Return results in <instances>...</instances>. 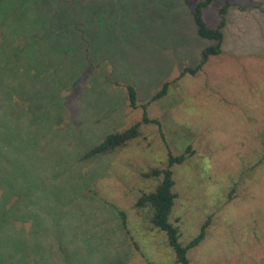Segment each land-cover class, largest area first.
Returning <instances> with one entry per match:
<instances>
[{
    "label": "rangeland",
    "instance_id": "obj_1",
    "mask_svg": "<svg viewBox=\"0 0 264 264\" xmlns=\"http://www.w3.org/2000/svg\"><path fill=\"white\" fill-rule=\"evenodd\" d=\"M198 1L0 0V264H178L135 204L189 144L170 221L187 243L210 220L191 263L264 264V0H234L223 53L181 76L208 44ZM144 105L160 125L82 159Z\"/></svg>",
    "mask_w": 264,
    "mask_h": 264
},
{
    "label": "trees",
    "instance_id": "obj_2",
    "mask_svg": "<svg viewBox=\"0 0 264 264\" xmlns=\"http://www.w3.org/2000/svg\"><path fill=\"white\" fill-rule=\"evenodd\" d=\"M234 0H224L220 2L218 7L219 21L212 25L207 19V10L214 6L215 0H199L192 10L194 23L196 25L197 34L208 41V44L202 49L200 61L195 66L185 67L181 71V76L185 74L196 75L208 63L211 57L219 56L223 53V43L225 39L224 27L227 24V14L233 6ZM170 82H166L162 89L155 93L152 101L164 97L169 90ZM128 94L130 106L137 107V90L133 85L128 86ZM146 105H144V114L142 120L137 121L128 128L108 134L99 144L88 149L82 156L83 160L94 159L98 156L111 154L118 149L125 148L131 142L142 136V126L145 123H157V119H150L147 113ZM192 145L186 146L183 152L178 155L172 153L168 149V164L165 167H151L148 171L143 172L145 178L158 179L159 183L154 190L143 192L136 201L135 207L139 211H146L152 229L163 231L167 234L168 243L173 248L178 264H192L189 257V250L199 246L207 236V228L210 220L208 219L201 227L200 232L187 243H182L180 238L181 227L170 221L177 193L174 191L176 184L173 178L172 167L175 164L184 163L193 155ZM123 224L127 223V215L125 211H121Z\"/></svg>",
    "mask_w": 264,
    "mask_h": 264
},
{
    "label": "crops",
    "instance_id": "obj_3",
    "mask_svg": "<svg viewBox=\"0 0 264 264\" xmlns=\"http://www.w3.org/2000/svg\"><path fill=\"white\" fill-rule=\"evenodd\" d=\"M229 12H230V11H229ZM229 12H228V14H227V15H229ZM239 15H240V14H238V17H237V19L239 18ZM228 23H229V20H228V17H227V24H228ZM227 24H226V25H227Z\"/></svg>",
    "mask_w": 264,
    "mask_h": 264
}]
</instances>
